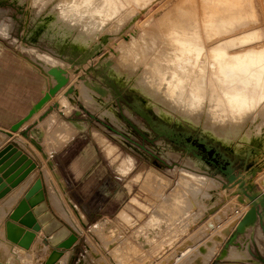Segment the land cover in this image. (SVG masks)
<instances>
[{"label": "rangeland", "instance_id": "rangeland-1", "mask_svg": "<svg viewBox=\"0 0 264 264\" xmlns=\"http://www.w3.org/2000/svg\"><path fill=\"white\" fill-rule=\"evenodd\" d=\"M115 1L112 5L118 7L119 11L116 10L115 13L111 14H103L102 12L100 15L95 14L93 16L96 19H91L102 28L99 43H105V45L103 44L98 52L89 57L73 74H70L71 81L69 80V82L75 84L76 78H80L92 69L88 74L91 79L97 81L93 84H97L106 90V94L102 96L108 95V100L113 101L116 114L124 126L123 129L118 128L109 121L100 120L97 117V110L84 106L80 100L76 104L74 103L73 106H64L62 96H60L62 95L61 91L49 97L43 103L44 105H41L42 108L40 107L41 109L39 108L40 110L36 111L34 115L31 112L28 113L32 103L39 102L44 91H46V86H49L48 77L38 67L39 53L52 57H55L50 54L52 50L58 55L61 53L63 57H69V54H73L71 52L73 45L68 42L69 37L66 39V43L59 47L47 39H41L39 36L45 33L44 25H52L53 31L59 28V30L52 33V36H56L54 37L56 39L58 35L62 36L61 31L74 38H84L89 31L76 27V16H72L68 21H57V23L41 18L43 13L52 8L53 0H35L31 2L29 0H0V24L12 22V28L8 31V34L5 36L0 34V102H10L13 105L20 106L23 109L18 110V112L22 115L28 114L23 125L14 131L17 134L15 138L35 157V160H33L29 156L36 163V167L32 170L34 171L32 179L34 181L37 178L42 180L45 197L50 207L60 217L63 224L74 230L78 236L76 247L74 246L72 249L74 251H72L68 264H76L79 259H82L85 264H99L100 262H103L102 264H114V261L116 264L126 262V264H206V262H198L194 258L198 256V248L203 244H207L213 238L219 244L216 247L215 254L208 260L207 264H234L236 259L243 260L239 262L240 264H264V211H262V225L257 220L249 229L236 235L235 245L238 248H244L245 246V252H241L242 254L240 253L241 255L237 257L223 255L218 257L221 249L229 244L228 238L235 232L234 226L249 208V203L246 197L241 198L240 194L236 193L237 184L222 191L224 189L222 187L229 184L225 176L218 170L217 165L220 162L227 164L230 160L235 174L238 176L254 163L252 150L247 149L248 155L246 149L239 154L227 150L219 140L201 135L202 131L198 124H191L181 117H179L181 120L179 124H176L173 119L164 124L156 115L153 107H143L141 102L143 100L140 101L142 105L137 103L138 97L150 99L139 88L132 87L129 83L120 85L112 78L118 84H116V87L121 92V97H118L109 84V81H112L107 77L109 67L120 61L121 55L124 56L125 60L123 59V61L125 63H131L132 57H134V61L136 57L142 60L148 59V63L145 65L126 66L133 76L136 75L140 78L143 85H145L144 80L146 79L140 73L144 67L149 66V71L152 66H157L159 71L167 73L164 66H175L177 61L174 53L177 50L173 49L171 43L166 40L160 46V54L154 51L145 54L142 51L147 49L145 47L149 45L148 40L154 42L155 37L159 36L160 32L164 36L169 35L170 20L168 21L163 13L172 7L174 0H144L143 5L134 3L129 6L123 4L124 0ZM175 2L178 3V0H175ZM28 3L30 5H27ZM127 7H130V9ZM126 9L128 10L125 11ZM180 11H184V9H180ZM77 14L81 16V14ZM88 15L84 16L87 17ZM40 18L43 23L40 22ZM23 31L25 33L30 31V33L25 35ZM36 34L38 35L35 36ZM259 34L260 37H258ZM91 42L92 40L88 41V48L91 45L93 47L94 44ZM96 44L98 43H95V46H97ZM220 44H225L227 50L220 53L219 57L216 58L219 65H222L225 59L238 58L239 53L246 49L252 48L260 54L264 53V0H250L248 4L245 2L235 15L220 23L218 37L210 39L207 46L213 47ZM133 51H137L136 57L133 56ZM75 54L77 55V53ZM104 58L107 59L104 60ZM163 59H171V61L166 62ZM139 61L142 63L141 60ZM65 63V66H70L67 62ZM153 92L155 91L153 90ZM134 103H137L151 115L154 126L159 128L160 124H164L167 128L174 129L175 134L180 137L179 141L154 132L147 122L134 112L131 106ZM156 106L159 108V104ZM120 110L123 116L152 140L148 141L142 138L122 118ZM49 111L51 113L45 119L40 120ZM56 111L59 113L60 118L73 121H63L57 117ZM68 124L72 126H70V129L67 127ZM37 127H42L44 134L38 137L37 140L36 138L32 140L33 137L30 133ZM95 130L97 136L101 139H99L100 142L97 139L95 140ZM198 137L205 138L206 144L211 145L210 150H205V144L197 142ZM3 139H7V137L3 135ZM161 141L168 142L175 151H179L178 157L167 158L162 156L159 151V142ZM187 142H192L197 146V149H186ZM108 146L113 148L110 150ZM193 151L202 155V158L199 159L209 168L208 174L219 180L220 185L214 179L209 180L206 178L207 181H211L213 184L208 186L204 181L200 186L198 183L200 180H206L203 179L205 175L202 176L197 172L198 176L193 171L196 176V178H190L193 185H180L183 175L181 176L182 173L179 167L188 166L185 165L183 158L185 155L194 157ZM221 154H224L227 160H223ZM128 156L132 157L130 167L124 173L118 172L115 165ZM112 158L113 161H111ZM257 168L258 170L249 177L250 182H244V184L250 183L252 185V190H248L249 193L262 192L264 194V183H260L259 180L264 175V164ZM150 169H156L165 180H158L150 176L145 181V173H148L146 170L151 171ZM52 171L58 173L63 184V190L57 189L59 192L58 197L52 195ZM200 189H202L200 194L205 195L204 198H199L203 201L201 204L200 200L198 201V198H196L197 194L192 191H200ZM166 195H169V199L165 201ZM178 195L180 200L177 204L175 196ZM132 198H135L137 203L133 202ZM209 204H213L212 206L218 204V208L215 212L206 214L205 209ZM63 205H66L68 215L62 211L64 210ZM180 206L181 208H178ZM192 210L198 212L199 216L191 220L187 217ZM7 211L3 212L2 206H0V220L5 222L9 218L12 210ZM122 211L129 214V220H124L121 217ZM177 213H181L185 218L176 222L175 214ZM78 214L83 217H79ZM153 215L165 221V225L161 229L162 234L156 241L152 242L155 248L157 243L161 242L156 250L150 249L151 244L144 246V243L147 242H143V239H146L147 222ZM70 221L73 225L69 224ZM191 223L192 225H190ZM225 223L224 227L222 224ZM233 223L235 224L232 227ZM76 224L77 226H75ZM93 224L98 225L103 230H94L92 228ZM203 224L204 231L201 229ZM180 225H183V227H180ZM107 227L109 229L111 227V230H106ZM224 231L227 233L224 234ZM196 233L198 234L196 235ZM2 237L5 238V236ZM187 238L190 240L188 246L191 250L182 256L178 262L174 261L176 245ZM4 240L10 243L6 238ZM43 240L42 238L37 242L40 248L35 253L22 250L16 244L13 245L14 249H12L13 247L1 246L0 259L3 260L9 254H16L17 258L15 260L17 261L14 264H43L44 259L49 254L46 253V248L42 246V244H47ZM122 241L139 248V251L145 252L146 255L144 253L139 254L140 252L138 254L130 253L128 249H125L127 253L121 256V261L115 254H112L113 250L109 249H114L112 247L117 243L121 245ZM164 243H167L168 246ZM7 249L11 251H6ZM1 252L6 256L4 257ZM200 252L204 253L202 260L207 261L212 250L210 248L200 249ZM54 264H65V255H62L59 262Z\"/></svg>", "mask_w": 264, "mask_h": 264}, {"label": "bare ground", "instance_id": "bare-ground-1", "mask_svg": "<svg viewBox=\"0 0 264 264\" xmlns=\"http://www.w3.org/2000/svg\"><path fill=\"white\" fill-rule=\"evenodd\" d=\"M29 1L31 2L35 0H29ZM53 1L54 4L52 5V8H50L47 12L43 13L41 18H44L45 20H51L57 23V21H68L72 16H76V20H75L76 27L84 28L89 32L85 34L84 38L82 37L74 38L73 36L68 34L67 36L65 33H62L61 31L60 34L62 36L58 35L56 39L54 38L56 36L53 37L52 33L59 30V28L53 31L52 25L45 26L43 24L45 33L44 35H40L39 37L41 39L42 38L47 39L49 42H52L57 47L65 44L66 39H68L69 37L68 42L70 43V45H73L71 47V52L73 54L72 53H71L72 55L69 54V57H63L61 53L58 55L56 52L52 50L50 54H53V56H55L52 57L50 55L39 53L40 60L38 62L39 65L38 67L41 68V70H43V73L46 74V76L48 77L49 86H46L45 88L46 91H44V94L41 96L40 101L35 102L30 108V111L28 113L31 112V114L34 115L36 111L42 108L41 105L45 103L49 97L61 91L62 95L60 96H62L61 99L63 101L62 104L64 106H68V105L69 107L73 106L76 104L78 100H80V102H82L84 106L90 107L93 110H97L96 111L97 117L100 120L109 121L112 124L116 125L118 128L123 129L124 126L121 123L118 115L116 114L113 101L108 100V95L105 97L102 96L106 94V90L97 84H93V82L97 83V81L91 79L88 74V72L92 71V69L88 70L80 78H76L75 84L69 82L70 74L71 73L73 74L76 70H78L81 67L82 64L85 63V61L89 57H91L94 53L98 52L103 47L102 46L103 44L105 45V43L102 44L99 43V39H100L99 37L102 33V28L97 22H94L91 19L93 18L96 19V17L93 16L95 14L100 15V13L102 12L103 14L104 13L111 14L113 12L115 13L116 10H118V7L112 5V3H114L115 0H53ZM143 1L144 0H124V2L123 1L122 2L123 4H127L129 6L134 3H139V4L141 3V5H143L142 3ZM174 1L172 2L173 3L172 7L169 10H167L165 13H163L166 16V19L168 21L170 20L169 35L164 36V34H162L159 31L160 34L159 36L155 37V41L152 42L148 40L147 43H149V45H146L145 47L147 49L145 50L143 49L142 51L145 54H149L152 51L156 52L157 54H160V46L162 42L166 40L169 43H171V47H173V49L177 50L174 53L175 60L177 61L175 66H164L165 69L167 70V73L159 71L157 69L158 68L157 66H152L149 71H148L149 66L144 67L140 73V75L146 79L144 80L145 85H143L140 78H138V76L136 75L133 76L132 73L128 71L126 66L130 65L134 67V66H140L141 64L145 65L148 63L147 62L148 59L145 60L137 59L136 57L137 51L136 52L133 51V56L136 57L135 61H134V57H132L133 60L131 61V63H125L123 61L124 56L123 55L120 56L119 54L121 60L117 61L116 64L109 67L108 76L107 75L106 76L109 79H111L115 84L119 83L121 85L123 83H129L132 87L139 88L143 94L150 97V99H144L142 97H138L137 98L138 100L136 99L135 100L139 105L143 104V107L145 108L153 107L156 115L158 116L159 119H161L164 122V124L172 119L175 120L176 124H179L181 123L179 117H181L189 121L191 124H198L202 131L201 135L205 137L210 136L213 139L219 140L223 144V146L226 147L227 150L239 154L241 151H244L245 149L246 150L251 149L254 157V163L252 165H249L244 170L243 173L238 175L239 180L243 182H250L249 177L251 176V174L253 175L256 172V170H258L257 167L264 164V154H263L264 53L260 54L257 51L253 50L252 48L246 49L239 53L238 58L225 59L223 64L219 65L216 58L219 57L220 53L226 52L227 46L225 44H220L213 47L207 46V42L210 39L214 37H218V30L220 23L229 20L233 15L237 13V10H240L241 6L244 5L245 2H247L248 4L250 0H183V1L178 0V3L177 2L174 3ZM29 3L27 5H30ZM127 8L130 9V7ZM128 9H126L125 11H127ZM180 9H184V11H180ZM77 13L81 14V16H78ZM86 14H89L90 16L89 15L87 17L84 16ZM40 22L43 23V20L41 19ZM5 23L6 24H0V34L2 36L7 35L8 31L12 28L11 21ZM144 32L146 31L144 30ZM24 33L25 32L23 31V34ZM29 33L26 32L25 35L27 34L29 35ZM260 34L258 37L261 36ZM37 35L38 34H36L35 36ZM91 40L93 42L91 43L94 45L93 47L91 45L92 48L91 47L88 48L87 47L88 41ZM95 43H98L99 45L96 44L97 46H95ZM24 46L25 45L23 44V47ZM75 53H77V55ZM39 55L37 54V57ZM106 59L104 58V60ZM139 60H141L142 63ZM163 60H166V62L171 61V59H163ZM65 62H67L68 65L70 66H65L66 65ZM112 78L115 81H117V83ZM69 87L71 88V91L68 92L67 90ZM153 90L155 92H153ZM140 101L142 102V104L140 103ZM157 104H159V108L156 106ZM125 112H127V110H125ZM49 113H51V111L47 112L46 115L40 120L45 119ZM174 113L177 114L178 116H176ZM57 115H58L57 117L60 118L58 112ZM27 117L28 114L27 115L25 114L23 118L14 125V127L19 125L20 122L23 121L24 119L26 120ZM62 120L73 121V120H65V119ZM70 126L71 125L69 124L67 125L69 129ZM41 128L42 127H37L32 130V132L30 133L33 137L32 140H35V138L37 140L38 137H41V135L44 134L42 132L44 129ZM96 132L97 131L95 130V134H96L95 140L97 139V141L100 142L99 141L100 138L97 136ZM98 134L100 135L99 132ZM116 136L120 138L118 135ZM159 143H160L159 151L160 154H162V156L167 158L178 157L179 151L176 150L177 151L176 152L175 149L168 142L161 141ZM112 148L113 147H110L109 149L111 150ZM246 152L248 155L249 154L248 150ZM113 160L114 159L112 158L111 161ZM121 160L120 161L118 160L119 162L117 161L118 164L115 165V168L118 172L124 173L130 167L132 159L128 156L127 158H124L122 161ZM183 161L185 165L188 166L179 167V170L182 173L181 176L183 175L181 177L182 179L180 185H185V186H188L189 184L193 185V181L190 178H196V176L192 171H196L202 174V176L205 175L203 179L206 178L209 180L214 179L220 185L219 180L215 179L213 176L208 174L209 168L201 161V159L197 158L196 156L191 157L189 155H185ZM147 170L146 172L148 173H145L146 175L144 174L145 175L144 180H147L148 176H153L158 180L160 179L165 180V178L162 177V174L157 172L156 169H150L151 171H147ZM51 173L53 178V181L51 182L52 193H53L52 195L54 197L56 196L58 197L59 196L58 190L59 189L63 190V184L56 171H52ZM207 179L200 180L198 184L201 186L204 183V181L208 186L213 184V182L211 183V181H207ZM259 180L260 183L263 184L264 182L262 181H264V175ZM233 186L235 185L232 184L225 185L222 187L224 188L222 189V191L229 189V187H233ZM201 191L202 189H200V192ZM241 192H242L241 188L237 186L236 193H239L241 198L246 197L248 199V203L250 204L249 198L246 195H244L243 192L242 193ZM258 193L260 195L257 196L256 201H259V199L261 198V194H263L262 192H258ZM199 195L201 198L202 195L200 193ZM204 197L205 195L202 196V198ZM199 200L201 204V202L203 201H201V199H198V201ZM132 201L137 203V200L135 198H132ZM212 205L213 204H209V206L206 205L207 207L205 210H207ZM15 206L13 208H15ZM65 206L63 205L64 210L62 211H64V213L68 215L67 212L68 210L65 208ZM5 208L6 205L3 204L2 205L3 212L6 210ZM21 210L22 209H20V211ZM262 211H264V208L262 209ZM262 211H261V221L263 222L264 216L262 219ZM78 216L81 218L83 217L82 215L80 216L79 214ZM121 217L124 220H129V214L126 211L121 212ZM108 221L110 222V220ZM69 224L73 225L72 222ZM234 224L235 223L232 224V227L234 226ZM129 225L131 224L129 223ZM164 225H165L164 222H161L160 225L158 226L154 225L147 229L148 230L147 237L149 240L147 241L146 239H143L144 240L143 242H147L144 243V246L150 245L151 240H154L155 237H157L159 233H161V229L164 227ZM222 225L225 227L226 223ZM75 226H77V224ZM125 226L127 227L128 224ZM251 226L252 225H246L245 230L249 229ZM92 228L96 231L103 230L101 227H99L96 224H93ZM106 230H111V227L110 229L109 227H107ZM226 230L228 231V229ZM225 231L224 234L227 233ZM257 234L260 235L259 233ZM2 236H4V221L0 220V248L1 246L3 247L6 246L8 248L13 247L14 244L11 243L10 241H9L10 243H7V241L4 240L5 238L3 239ZM124 242L122 241L123 244L121 245L119 243H117L116 245L114 244L115 246L112 247L114 249H109V250H113L112 254H115V256L119 258L121 261H122L121 256H124L127 253L125 252V249H128L130 253L131 252L137 254L139 252H140L139 254L144 253L142 251H139L140 249L135 248L132 244L124 243ZM234 242L235 240L231 241L227 245V247L222 248L221 251L219 252L218 257H221L220 255L226 257L227 256L237 257L245 252V246L244 248H238ZM210 248L214 249L213 247ZM12 249H14V247ZM29 249L30 247L26 250ZM6 251H11V250L7 249ZM6 253L8 254V252ZM3 255L4 257L6 256L5 254ZM63 255H65V264H67L71 258V254H69L66 251L64 252ZM68 255H70L69 258ZM16 258H17L16 254L15 255L9 254L6 258L4 259L2 258L3 260L0 259V263L14 264V262L17 261L15 260ZM179 259L180 257H175L174 261L178 262ZM102 263L100 262L99 264ZM113 263L116 264L115 261ZM76 264H85V263L83 262L82 259H79L76 262Z\"/></svg>", "mask_w": 264, "mask_h": 264}, {"label": "water", "instance_id": "water-1", "mask_svg": "<svg viewBox=\"0 0 264 264\" xmlns=\"http://www.w3.org/2000/svg\"><path fill=\"white\" fill-rule=\"evenodd\" d=\"M109 84L113 88L116 96L121 97V92L116 87V84L113 81H109ZM67 91H71V88L69 87ZM131 106L134 112L141 116L154 132L167 136L170 139L175 138L179 141L180 137L175 134L174 129L167 128L164 124H160L159 128L154 126L152 117L146 110L141 108L137 103L131 104ZM121 116L142 138L148 141L152 140L144 135L143 132L125 116L122 114ZM19 125L13 126V129H16ZM197 142L205 144L207 150L211 148V145L206 144V140L203 137H198ZM186 149L195 150L197 146L192 144V142H187ZM192 153L197 158H202V155L195 151ZM220 156L223 160H227L224 154ZM35 167L36 163L14 143L9 142L3 146L0 149V199L8 194L11 189L15 188ZM217 168L225 176L229 185L237 184L238 187L241 188L243 194L250 200L249 208L235 226V232L228 238V242L230 243L236 239L238 233L244 232L246 225H253L257 220L260 225H262L261 211L264 208V194H261L259 201H256L257 196L260 194L258 192H248V190H252V185L250 183L245 185L243 181L239 180L230 160H228L227 164L220 162ZM217 205L218 204L208 208L206 214L215 212L218 208ZM20 209L22 210L20 211ZM190 225H192V223ZM39 231H41L43 235V241H46L51 247L50 253L43 264H54L59 262L66 251L72 254L73 245L76 243L78 236L74 230L64 225L63 222L53 214L45 197L42 180L37 178L24 192L15 208L12 209L9 218L5 220L4 236L11 243L28 249L34 241L36 233Z\"/></svg>", "mask_w": 264, "mask_h": 264}, {"label": "crops", "instance_id": "crops-1", "mask_svg": "<svg viewBox=\"0 0 264 264\" xmlns=\"http://www.w3.org/2000/svg\"><path fill=\"white\" fill-rule=\"evenodd\" d=\"M35 103V102H34ZM32 103V105L34 104ZM23 108H21L20 106H16V105H13L12 103L10 102H0V149L5 146L7 143L11 142V143H14L19 149H21L23 152H25L26 154H28V156H30L33 160H35V157L32 155V153L30 151H28L25 147H23L15 138L16 137V132H14L16 129L20 128L21 125H23L25 119L23 121L20 122V125L19 127H17L16 129H13V126L19 122L24 115H22V113L18 112V110H22ZM10 112H12V114H10ZM5 134V135H4ZM3 135L7 137V139H3ZM22 143H25V142H22ZM130 157V156H129ZM132 159V157H130ZM33 172L34 171H31L15 188L11 189V191L6 194L3 198L0 199V206H2L3 204L6 205V210L8 209L9 210H12V208L16 205L17 201L22 198L24 192L26 191V189H28L30 187V185L33 183ZM196 175L199 176V174L196 172V171H193ZM150 177V176H148ZM146 181V180H145ZM194 193H196L197 197L196 198H200V195L199 193H201L199 190H192ZM173 196V195H172ZM180 196H175V202L178 204V200ZM202 198V196H201ZM169 199V195H166L165 196V201ZM48 206L49 208L51 209V211L53 212V214L58 218L60 219V217L55 213V211L50 207L49 203H48ZM178 208H181L178 207ZM181 210V209H180ZM199 214L198 212L196 211H193L190 213V215L187 217V218H190L191 220L193 218H196L198 217ZM185 217H183V215L181 213H177L175 214V220L176 222H179L181 221V219H183ZM61 220V219H60ZM161 222H164L165 224V221L159 219L158 217H156L155 215H153L152 217L149 218L148 222H147V229L150 228L151 226H158L160 225ZM180 227H183V225H180ZM203 231H204V224L201 228ZM201 232V230H200ZM147 234H148V230H147V233H146V240L148 241V237H147ZM160 234L162 233H159V235L157 237H155L154 240H151V245H150V249H153V250H156V248L158 247V245L161 243H157V246L155 248L154 244L152 242L156 241L158 237H160ZM198 233H196L197 235ZM43 238V235L41 233V231L37 232L35 237H34V241L32 242L31 246H30V249L29 250H26V251H31L32 253H35L39 250L40 246L38 245L37 242H39L41 239ZM190 240L189 238L185 239L184 241L180 242L179 244L176 245V256L175 257H182L184 256L187 252H189L191 250V248H189L188 244H189ZM213 245H212V244ZM76 244L75 243L73 245V248L74 246L76 247ZM120 244V243H119ZM122 244V243H121ZM219 244V243H218ZM217 241L216 239H212L210 242H208L207 244H203L201 247L198 248V256H196L194 259H196L198 262H208V260L215 254V250H216V247H217ZM164 245L168 246L167 243H164ZM43 248H46L47 250V254L50 253V245L47 243V244H42ZM210 247H213L214 249L210 248ZM211 249L212 250V253L208 256L207 258V261H204L202 260V256H204V253H201L200 252V249L201 250H205V249ZM24 249V248H23ZM22 249V250H23ZM74 251V250H72ZM155 252V251H153ZM46 254V255H47ZM144 255H146V253L144 252ZM70 255H68V258H69ZM47 257V256H46ZM174 257V258H175ZM173 258V259H174ZM45 260V259H44ZM243 260L242 259H236L234 262V264H240L239 262H242ZM44 262V261H43ZM68 262V261H67ZM238 262V263H237ZM68 264V263H67Z\"/></svg>", "mask_w": 264, "mask_h": 264}, {"label": "flooded vegetation", "instance_id": "flooded-vegetation-1", "mask_svg": "<svg viewBox=\"0 0 264 264\" xmlns=\"http://www.w3.org/2000/svg\"><path fill=\"white\" fill-rule=\"evenodd\" d=\"M205 148V150H207V148H206V146L204 147ZM210 150V149H209ZM218 166V165H217Z\"/></svg>", "mask_w": 264, "mask_h": 264}, {"label": "snow or ice", "instance_id": "snow-or-ice-1", "mask_svg": "<svg viewBox=\"0 0 264 264\" xmlns=\"http://www.w3.org/2000/svg\"><path fill=\"white\" fill-rule=\"evenodd\" d=\"M262 182H264V181H262Z\"/></svg>", "mask_w": 264, "mask_h": 264}]
</instances>
